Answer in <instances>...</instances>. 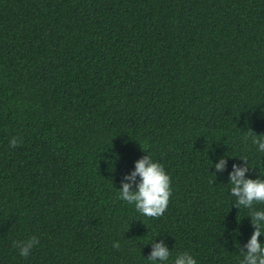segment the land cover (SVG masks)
<instances>
[{"label":"trees","instance_id":"1","mask_svg":"<svg viewBox=\"0 0 264 264\" xmlns=\"http://www.w3.org/2000/svg\"><path fill=\"white\" fill-rule=\"evenodd\" d=\"M257 135L264 0H0V264H153L154 242L240 264L264 204L234 207L229 173L264 180ZM145 155L159 218L118 198Z\"/></svg>","mask_w":264,"mask_h":264},{"label":"clouds","instance_id":"2","mask_svg":"<svg viewBox=\"0 0 264 264\" xmlns=\"http://www.w3.org/2000/svg\"><path fill=\"white\" fill-rule=\"evenodd\" d=\"M257 135L252 142L258 146V150L264 152V138ZM19 140L13 138L9 146L15 148ZM243 160L244 166L232 165V172L229 173L230 194L235 198L236 203L233 205L237 209L241 207L251 209L254 203L264 204V180L245 178L249 171L248 161ZM227 161L221 157L219 162L214 165L217 171H223ZM139 177V181H137ZM127 182H121L122 187L119 192V199L129 204H134L135 209L141 215L148 218H159L167 210L169 198L171 196V179L166 174L160 163L153 162L150 156L145 155L135 162V170L124 178ZM251 224L254 231L248 242L240 249L243 259L240 264H264V243L259 238L264 235V210L252 211ZM39 243L36 237H31L27 241L13 242V247L19 249V255L27 258L31 254V249ZM113 247L120 248L119 242H115ZM244 249H247L245 252ZM170 250L161 243H152V251L147 260L153 264H163L168 261ZM174 264H197L192 255L185 252L179 254Z\"/></svg>","mask_w":264,"mask_h":264}]
</instances>
